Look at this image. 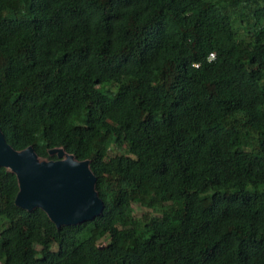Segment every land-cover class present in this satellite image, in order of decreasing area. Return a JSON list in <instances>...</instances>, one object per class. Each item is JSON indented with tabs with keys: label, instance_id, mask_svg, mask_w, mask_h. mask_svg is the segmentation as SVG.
<instances>
[{
	"label": "trees",
	"instance_id": "1",
	"mask_svg": "<svg viewBox=\"0 0 264 264\" xmlns=\"http://www.w3.org/2000/svg\"><path fill=\"white\" fill-rule=\"evenodd\" d=\"M0 130L102 200L56 226L0 166V264H264V0H0Z\"/></svg>",
	"mask_w": 264,
	"mask_h": 264
},
{
	"label": "water",
	"instance_id": "2",
	"mask_svg": "<svg viewBox=\"0 0 264 264\" xmlns=\"http://www.w3.org/2000/svg\"><path fill=\"white\" fill-rule=\"evenodd\" d=\"M49 153L57 158L40 159L31 146L15 150L0 130V166L14 172L18 180L15 204L28 210L41 208L56 226L92 219L101 211L102 200L88 160H76L62 148H51Z\"/></svg>",
	"mask_w": 264,
	"mask_h": 264
},
{
	"label": "bare ground",
	"instance_id": "3",
	"mask_svg": "<svg viewBox=\"0 0 264 264\" xmlns=\"http://www.w3.org/2000/svg\"><path fill=\"white\" fill-rule=\"evenodd\" d=\"M64 163H65V162H64ZM64 163H61V169H62ZM50 166H52V164H51ZM64 168H65V172H68L69 168H68V167H64ZM61 169H60V170H61ZM60 170H59V171H60Z\"/></svg>",
	"mask_w": 264,
	"mask_h": 264
},
{
	"label": "rangeland",
	"instance_id": "4",
	"mask_svg": "<svg viewBox=\"0 0 264 264\" xmlns=\"http://www.w3.org/2000/svg\"><path fill=\"white\" fill-rule=\"evenodd\" d=\"M136 210L140 213V211L142 210L141 208H136Z\"/></svg>",
	"mask_w": 264,
	"mask_h": 264
}]
</instances>
